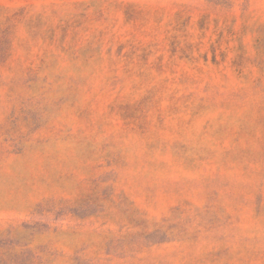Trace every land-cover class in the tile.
Segmentation results:
<instances>
[{"label": "rangeland", "instance_id": "374dc122", "mask_svg": "<svg viewBox=\"0 0 264 264\" xmlns=\"http://www.w3.org/2000/svg\"><path fill=\"white\" fill-rule=\"evenodd\" d=\"M0 264H264V0H0Z\"/></svg>", "mask_w": 264, "mask_h": 264}]
</instances>
